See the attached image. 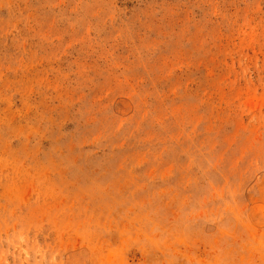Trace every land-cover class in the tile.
<instances>
[{
	"label": "rangeland",
	"instance_id": "rangeland-1",
	"mask_svg": "<svg viewBox=\"0 0 264 264\" xmlns=\"http://www.w3.org/2000/svg\"><path fill=\"white\" fill-rule=\"evenodd\" d=\"M0 264H264V0H0Z\"/></svg>",
	"mask_w": 264,
	"mask_h": 264
}]
</instances>
